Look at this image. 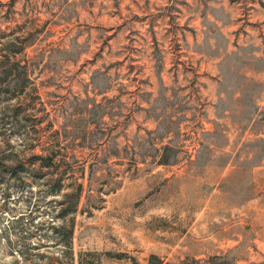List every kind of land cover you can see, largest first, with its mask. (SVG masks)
<instances>
[{
	"label": "rangeland",
	"instance_id": "1",
	"mask_svg": "<svg viewBox=\"0 0 264 264\" xmlns=\"http://www.w3.org/2000/svg\"><path fill=\"white\" fill-rule=\"evenodd\" d=\"M1 49L0 146L84 186L74 264H264V0H0Z\"/></svg>",
	"mask_w": 264,
	"mask_h": 264
},
{
	"label": "trees",
	"instance_id": "2",
	"mask_svg": "<svg viewBox=\"0 0 264 264\" xmlns=\"http://www.w3.org/2000/svg\"><path fill=\"white\" fill-rule=\"evenodd\" d=\"M12 46L8 43L3 49L9 53ZM4 58L7 62L0 61L3 74L8 75L13 67L24 69L19 62L12 63L8 54ZM19 157L0 146V185L9 187L11 182L20 183L22 189H28L29 203L35 198L37 203L35 210L18 215L19 218L0 230V238L17 237L14 243L17 248L12 249L14 264H74L73 238L83 184H67L69 171L61 168L63 158L56 154L36 155L27 162ZM10 161L12 164H8ZM35 184L39 187L37 191L33 189ZM37 219L40 222L36 223ZM83 256L79 255V264H88Z\"/></svg>",
	"mask_w": 264,
	"mask_h": 264
}]
</instances>
